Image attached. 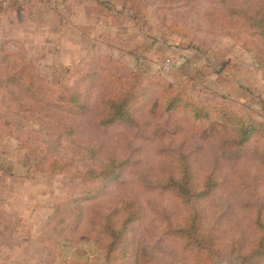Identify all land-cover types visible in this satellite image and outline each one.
<instances>
[{
  "label": "rangeland",
  "instance_id": "374dc122",
  "mask_svg": "<svg viewBox=\"0 0 264 264\" xmlns=\"http://www.w3.org/2000/svg\"><path fill=\"white\" fill-rule=\"evenodd\" d=\"M90 1V16H81L90 19L87 29L84 23L75 29L68 5L0 0V47L33 65L38 77L69 85L75 79L65 69L106 59L112 62L99 65L121 76L94 78L85 89V112L52 100L59 134L41 113L44 99L33 101V112L21 110L28 103L11 105L1 97L5 82L0 85V264H109L103 223L110 215L118 225L127 200L142 203L145 212L125 236L131 248L125 263L183 264L176 240L160 231L168 212L180 218L183 206L160 186L178 180L185 162L199 188L212 175L221 183L215 197L197 203L201 213L252 248L261 235L255 216L261 206L264 212V127L244 149L236 150V138L239 119L264 125V39L237 16L263 12L264 0H119L114 11L109 2ZM168 60L176 65L165 73ZM132 72L141 87L156 81L173 90L158 88L142 100L133 124H105L109 99L136 84ZM5 73L0 64V78ZM175 93L204 106L207 119L167 112L164 101ZM111 159L127 162L121 179L79 203L80 221L69 231L56 230L70 173L51 172L52 162L84 172ZM224 252L214 264H238Z\"/></svg>",
  "mask_w": 264,
  "mask_h": 264
},
{
  "label": "trees",
  "instance_id": "16d2710c",
  "mask_svg": "<svg viewBox=\"0 0 264 264\" xmlns=\"http://www.w3.org/2000/svg\"><path fill=\"white\" fill-rule=\"evenodd\" d=\"M225 0H222L224 3ZM226 7V6H223ZM227 8V7H226ZM243 16H237L238 22H244L245 29L264 39V11L261 13H252L247 11ZM250 12V13H249ZM242 14V13H241ZM22 59L16 57V54L10 52L5 47H0V64H5V79L0 81V85L5 82L4 91L1 97L10 102L26 103L29 108L22 107L19 109L34 111L33 103L41 100L40 105L45 104L46 108L41 109V113L47 117L52 125V132L60 133L58 127L61 125L59 119L50 116V108L52 100L56 103L63 104L70 112L88 110L85 89L94 78L108 75V78H120L114 75L110 65L101 67L100 63H110L106 60H92L86 62L83 69L74 66L65 69L68 79H75L69 85L62 84L61 79L56 82H50L38 77L33 65L26 63ZM78 74V76H76ZM134 83L128 91H121L113 94L114 96L108 101V113L104 119L105 124L128 123L133 124L134 112L142 107L149 97L155 94L158 88L164 91L173 90L172 87L150 81L149 87H141V77L137 73L132 72ZM77 78V79H76ZM69 81V80H68ZM12 86L17 87L21 92L11 89ZM144 102H143V101ZM34 101V102H33ZM58 108V107H57ZM164 108L167 112H185L195 120H205L208 111L198 102L188 98L180 93L168 96L164 101ZM32 111V112H33ZM55 123V124H53ZM65 127H69L64 125ZM263 124L255 122H243L242 119L237 121L238 136L236 138V150L246 148L255 136L261 133ZM66 129V128H65ZM127 166V162L111 159L107 163L100 164L96 167H88L84 172L71 169L70 163H61L53 161L50 171L53 173H70L67 195L64 200L57 205L54 214L57 220L56 230H70L81 218V207L79 203L106 192L109 185L118 182ZM221 183L217 182L214 176H209L204 185L199 188L195 177L188 163L183 164L182 172L178 180L170 179L163 183L160 189L164 193H169L180 201L183 209L180 218L168 212L166 217L167 226L164 230H160L162 238L166 236L173 237L177 245V251L183 259V264H214L216 259L222 256L223 251L234 256L238 260V264H264V212L262 206L257 210L254 225L261 232L259 238L255 239L252 248H244L241 240H235L226 236L219 231V226L212 220L202 214L201 208L197 203L204 202L215 197L220 190ZM122 218L119 224H114L112 216L105 217L103 223V232L107 237V243L103 245L105 249V257L109 264H127L125 263L127 256L131 255V248L128 247L126 234L144 217L145 207L137 200H127L122 205ZM209 222V223H208ZM67 226V227H66ZM220 233V234H218ZM67 236H65L66 238ZM227 251V252H226ZM122 257L124 262H120Z\"/></svg>",
  "mask_w": 264,
  "mask_h": 264
},
{
  "label": "crops",
  "instance_id": "0c3cea01",
  "mask_svg": "<svg viewBox=\"0 0 264 264\" xmlns=\"http://www.w3.org/2000/svg\"><path fill=\"white\" fill-rule=\"evenodd\" d=\"M46 1H51L56 3V6H59L60 8L62 6H66L68 5L70 8V12L72 14V18H73V23L75 26V29L80 28L81 24H85V28L87 29V25L88 23H90V19L84 18L83 20L81 19L82 15L84 14L87 15L91 14L90 9H92L94 6V3L90 0L85 1L84 4L82 3L81 0H46ZM101 1H105V2H109L111 4L110 8H113L112 10L114 11L119 10L120 8V4H119V0H101ZM108 9V8H107ZM112 24V23H110ZM117 25V24H116Z\"/></svg>",
  "mask_w": 264,
  "mask_h": 264
},
{
  "label": "built area",
  "instance_id": "2783aa9c",
  "mask_svg": "<svg viewBox=\"0 0 264 264\" xmlns=\"http://www.w3.org/2000/svg\"><path fill=\"white\" fill-rule=\"evenodd\" d=\"M30 1L32 0H5V4H27ZM175 65L176 63L173 60H168L163 65V71L169 73L174 69Z\"/></svg>",
  "mask_w": 264,
  "mask_h": 264
}]
</instances>
